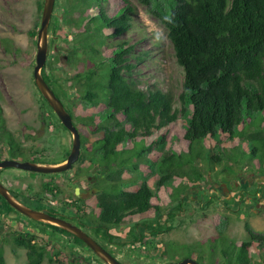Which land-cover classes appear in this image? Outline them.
<instances>
[{
	"label": "trees",
	"instance_id": "obj_1",
	"mask_svg": "<svg viewBox=\"0 0 264 264\" xmlns=\"http://www.w3.org/2000/svg\"><path fill=\"white\" fill-rule=\"evenodd\" d=\"M64 1L66 9L55 21L78 32L73 33L72 48L66 56L58 58L57 52L49 45L46 64L54 68V60L50 59L52 50L55 51V61L63 64L79 54L84 53L86 57L88 54L92 65L88 69L80 68L69 77L70 88L78 90L82 104H104L106 108L100 122L95 124L92 119L80 121L94 138L91 142L92 150L97 152L94 162L104 171L102 178L96 181L95 198L99 212L92 221V228L97 235L113 244L117 237L111 230L150 209L153 218L141 223L146 233L156 235L171 231L187 204L183 200L187 184L200 188L199 182L203 181L204 175L215 172L217 166L221 167L215 174H231L234 166L240 164L238 147L246 142L252 145L246 152H250L253 160H258L264 177V0H139L166 29L176 62L184 72L178 96L179 111L174 109L170 93L138 86L133 78L134 66L129 62L132 46L118 44L110 58H103L100 54L104 37L116 38L129 31L133 14L130 4L108 16L101 9L103 0ZM92 6L98 8L97 13L71 20V13L78 10L84 14ZM52 26L56 27L53 18L50 28ZM105 28L109 30L108 36L102 35ZM5 50L15 52L17 48L7 40ZM45 66L41 70L43 79L51 88L55 85L58 88L53 68L47 70ZM53 91L61 101L58 91ZM42 101L43 107L52 113L47 102ZM64 108L71 114L65 105ZM258 113L261 116L257 120L254 115ZM178 117L183 119L182 140L187 143L186 149H166L163 133L159 142L163 143L162 152L154 162L153 186L156 191L172 188L165 207L161 208L153 204L155 195L146 182L136 185L124 181L123 174L137 172L141 164H132L133 157L140 158L152 151L153 143L145 146L140 142L159 131L167 132ZM223 136L228 140L224 142ZM216 138L218 142L206 148L205 142L208 140L212 144ZM0 143L7 146L10 158L22 156L20 152L15 153L20 145L5 125L1 96ZM228 143L230 150L224 148ZM177 179L187 184L174 183ZM207 179H211L209 174ZM133 185L137 186L136 190L128 189ZM41 189L43 193H53L48 184L42 185ZM0 202L6 210L22 216L2 197ZM212 204L209 198L199 206L204 208ZM243 210L250 213L247 208ZM35 223L39 227L51 228L48 224ZM137 226L129 230V234H134V241H138L135 238ZM56 230L84 246L82 241L64 230ZM244 230L247 239L239 246L228 243L226 237L214 242L208 240L210 254L207 258L202 256V261L206 259L209 264H214V257L219 256V264H264V235L255 232L247 222ZM36 240V235L19 232L13 237L14 246L26 251V264H42L44 261L45 255ZM187 257H192L189 250L181 260ZM0 264H5L1 252Z\"/></svg>",
	"mask_w": 264,
	"mask_h": 264
},
{
	"label": "rangeland",
	"instance_id": "obj_2",
	"mask_svg": "<svg viewBox=\"0 0 264 264\" xmlns=\"http://www.w3.org/2000/svg\"><path fill=\"white\" fill-rule=\"evenodd\" d=\"M100 3L101 9L108 16L116 14L126 4H130L133 9L131 27L128 32L116 38H103L104 45L100 49L102 57L110 58L112 51L120 43L132 46L129 62L134 66L133 78L138 86L145 90L157 89L170 93L174 100V109L179 111L178 96L182 89L184 72L176 62L164 26L139 0H103ZM42 4L43 0H0V96L5 125L20 145L15 153L20 152L22 156L13 159L52 165L66 160L71 148L72 137L56 115L43 107V97L33 81L36 33L39 28ZM65 5L64 0H55L51 21L53 18V25L56 24V27L50 28V21L48 28V48L51 45L57 52L58 58L68 55L72 48L73 33L78 32V30L69 28L65 23L57 24L55 21L57 17H62V11L66 9ZM97 11L98 8L94 6L86 9L84 14L77 10L71 13V20H76L82 15L89 17ZM108 33L109 30L106 28L102 30V35L108 36ZM7 40L12 42L17 51L5 50ZM55 51L50 52V59L54 60V68L49 64L45 67L47 70L53 68L52 73L59 86L58 88L56 85L52 86L51 89L58 91L62 104L71 112L70 115H72L73 123L79 130V134L83 135L80 136L82 142L79 159L72 169L60 174L41 175L5 168L0 172V181L8 191L13 192L14 196L10 194L21 204L23 200L36 209L45 207L53 210L58 206L59 212H65L62 209H68L71 205L67 200L71 199L69 188L74 187L75 178L89 171H93L94 174L102 173L103 169L97 167L94 162L97 158V152L91 148L94 138L89 135L88 130L80 121L92 119L96 124L101 121L106 108L104 104L96 106L82 104L78 90L70 88L69 77L77 73L76 71L80 68L88 69L92 65L88 54L87 57L84 53L79 54L71 62L63 64L55 61ZM254 116L258 120L261 114ZM163 133L166 149L171 148L176 151L186 149L187 143L182 140L184 123L183 119L178 117L177 122L170 126L167 132L159 131L140 142L145 146L153 143L151 153L142 154L140 158L133 157L132 164H141L140 169L137 172L131 171L123 174L124 181H131L136 185L146 182L155 195L153 204L161 208L165 207L168 193L172 190L168 187L156 191L153 186V181H155L153 171L156 170L154 162L162 152L163 143L159 142ZM226 137H222L224 142L228 140ZM215 142H218V138L214 139L212 144L207 140L204 145L208 148ZM244 144L238 147L240 164L234 166V169L230 171L231 174L224 172L217 175L215 172H219L221 166L214 167L215 172L208 173L211 179H207L208 174L204 175L203 181L199 182L200 188L187 184L185 181L175 180L176 184L188 185L183 195V200L187 204L183 208V213L176 218L175 226L171 231L156 235L146 233L141 223L153 218L154 213L150 209L141 216L125 220L118 228L111 230V233L117 237L113 244H109L101 235H97L93 228H89L90 231L87 232L121 264H168L179 261L187 250L191 251L193 259L198 258L199 251L207 258L210 254L207 241L217 239L218 234L238 244L246 241L245 222L249 223L255 232L264 235V177L258 160H253L250 152H246L252 145L248 142ZM224 148L230 150V144L224 145ZM7 150V146L0 143V159H10ZM90 162L92 164H89ZM226 180L232 181L236 189L244 190L246 194L251 195L235 199L240 201L238 208L247 207L250 213L243 209L239 212L225 211L222 207L223 198L219 193L223 188L221 183H227ZM77 182L81 189L87 188L85 182ZM44 184H48L53 189V193H43L41 188ZM136 185L128 189L136 190ZM96 187V183L89 185L93 191ZM199 191L202 192L201 195ZM95 194L96 191L84 197L83 199L87 198L85 203L83 199L81 203L78 201L76 204L73 203L72 208L70 207L71 211L79 216L86 214L91 220L95 219L99 212ZM209 198L212 199L213 204L201 208L199 205ZM39 211L42 210L39 209ZM35 222L31 223L23 216L6 210L0 202V252L5 264H26V251L13 244V237L18 232L15 226L18 223L23 228L27 224L31 225L44 235V237L37 236L36 240V244L43 249L45 255L42 264H104L92 255L86 246L75 243L69 235L56 230L57 227L52 225H50L51 228L39 227ZM135 225H138L135 229V238L138 241H134V234H129V230ZM30 230L34 232V228L30 227ZM52 244L77 252L80 257L66 254L65 250L57 251L51 246ZM262 245L264 247V242ZM218 257H214V264H219L221 259ZM206 261V259L205 261L200 259L202 264H206Z\"/></svg>",
	"mask_w": 264,
	"mask_h": 264
},
{
	"label": "water",
	"instance_id": "obj_3",
	"mask_svg": "<svg viewBox=\"0 0 264 264\" xmlns=\"http://www.w3.org/2000/svg\"><path fill=\"white\" fill-rule=\"evenodd\" d=\"M54 4L55 0H43L39 28L36 33L35 65L33 67L32 76L34 84L43 99L47 102L48 106L56 115L62 126L71 134V148L69 154L66 157V160L60 164L46 165L33 161H19L7 158L0 160V170L5 168H14L25 172H34L43 175L59 174L69 171L72 166L78 161L80 156L81 137L79 131L75 127L70 113L66 111L62 102L57 98L54 91L45 82L41 75V70L46 64L49 51L48 28L53 14ZM80 192L81 189L76 187L75 194L78 195ZM0 197H2L12 209H14L16 212L26 217L27 219L52 225L76 237L77 239L82 241V243H84V245L87 246L104 264H121L117 259H115L102 246H100L95 240H93L76 225L62 218L52 216L47 212L35 210L19 203L1 182ZM15 227L18 228L20 232L33 233L30 230L19 227L18 225H16ZM168 264L199 263L193 259L185 258L179 262H170Z\"/></svg>",
	"mask_w": 264,
	"mask_h": 264
},
{
	"label": "flooded vegetation",
	"instance_id": "obj_4",
	"mask_svg": "<svg viewBox=\"0 0 264 264\" xmlns=\"http://www.w3.org/2000/svg\"><path fill=\"white\" fill-rule=\"evenodd\" d=\"M5 159H7V158H5ZM10 159H13V158H10ZM0 160H3V159H0ZM24 161V160H23ZM97 167H98V165H97ZM72 169V168H71ZM2 170H0V172H1ZM93 171H89V172H87L85 175H82V176H80V177H77V178H75L76 179V183H73V185H74V187L73 188H69V189H71L70 191V195H69V197H71V199L70 200H67L71 205L69 206V208L68 209H62L63 211H65V212H59L58 211V209H57V207L58 206H56V208H55V210H53V209H51V208H45V207H42V208H39L40 210H42V211H44V212H47L48 214H50V215H52V216H55V217H59V218H62V219H64V220H66V221H68V222H70V223H72V224H74V225H76L78 228H80L82 231H84L88 236H90L92 239H93V237L91 236V234L89 233V232H87V231H90L89 230V228L91 229L92 228V221L94 220L93 218H92V220L90 219V217L88 218L87 217V215L86 214H84L83 216H79V215H77L76 213H74V212H72L71 211V208H72V204L74 203V204H76L77 202L76 201H78V203H81V201H82V199L84 198V197H86L87 195H91V194H93L96 190H92V189H90L89 188V185H93V184H95V183H97L96 181H99L101 178H102V173L104 172L103 170H102V173L101 174H94V173H92ZM41 175H43V174H41ZM74 179V180H75ZM77 181H81V182H85L86 184H87V188H80V187H78V182ZM227 181V183H221V186L223 187V188H221V190H220V195H221V197L223 198V206L222 207H224V209H225V211H237V210H239V209H243V208H238V203H240V201H237V200H235L236 198H245V197H247V196H249L248 194H246V191H244V190H238V189H236V187L232 184V181H230V180H226ZM1 182V181H0ZM69 185H71V184H69ZM76 187H78L79 189H81V192L78 194V195H76L75 194V188ZM10 190V189H9ZM12 195H13V192L12 191H9ZM14 196V195H13ZM251 196V195H250ZM96 199V198H95ZM22 201V203L25 205V206H27V207H30V208H33V209H35V210H39V209H36V208H34L33 206H31L30 204H28L26 201H23V200H21ZM85 202H87V198L86 199H83V203H85ZM234 203H236V206H233L234 205ZM71 207V208H70ZM244 208H247V207H244ZM66 211L68 212V213H66ZM252 211V210H251ZM253 212V211H252ZM242 215V214H241ZM243 216V215H242ZM243 218H244V216H243ZM18 226L19 227H21L20 225H19V223H18ZM23 227V226H22ZM30 227L31 228H34V232L33 233H29V232H20L19 230H17L19 233H21V234H23V235H25V234H33V235H36V236H42V237H44V235H42L40 232H38L37 231V229L35 228V227H33V226H31V225H26L24 228L26 229V230H30ZM31 231V230H30ZM35 233V234H34ZM223 238V235L222 234H218L217 235V239H220V238ZM216 238H214V239H212V241L214 242L215 240H217ZM72 240H73V238H72ZM93 240H95V239H93ZM96 242H97V240H95ZM228 243H230L231 241H230V239H228ZM242 242H245V241H242ZM241 242V243H242ZM98 243V242H97ZM241 243H234L236 246H239ZM84 244V243H83ZM99 244V243H98ZM231 244V243H230ZM100 245V244H99ZM52 247H54L57 251H64L65 250V252H66V254H70V255H72V256H76V257H80V255L77 253V252H73V251H68V250H66V249H62L61 247H59L57 244H52L51 245ZM85 246V245H84ZM101 246V245H100ZM40 247V246H39ZM87 247V246H86ZM103 247V246H102ZM104 248V247H103ZM40 249L43 251V249L40 247ZM87 249H88V251L92 254V255H94V256H96L88 247H87ZM105 249V248H104ZM106 250V249H105ZM108 253H109V251L108 250H106ZM64 252V253H65ZM44 253V252H43ZM110 254V253H109ZM112 255V254H111ZM113 256V255H112ZM202 256H204L202 253L201 254H198V259H193L192 257H189L190 259H193V260H195V261H197V260H199V261H197L199 264H202V262H200V259H201V257ZM97 257V256H96ZM188 258V257H187ZM204 258H205V256H204ZM178 262V261H177ZM207 263H208V261H207ZM206 263V264H207Z\"/></svg>",
	"mask_w": 264,
	"mask_h": 264
},
{
	"label": "bare ground",
	"instance_id": "obj_5",
	"mask_svg": "<svg viewBox=\"0 0 264 264\" xmlns=\"http://www.w3.org/2000/svg\"><path fill=\"white\" fill-rule=\"evenodd\" d=\"M230 241H231V244H232V243H233V244L236 243L235 241H232V240H230ZM182 260H183V259H182ZM179 261H181V258H180ZM179 261H178V262H179Z\"/></svg>",
	"mask_w": 264,
	"mask_h": 264
},
{
	"label": "clouds",
	"instance_id": "obj_6",
	"mask_svg": "<svg viewBox=\"0 0 264 264\" xmlns=\"http://www.w3.org/2000/svg\"><path fill=\"white\" fill-rule=\"evenodd\" d=\"M81 151V150H80ZM60 174V173H59Z\"/></svg>",
	"mask_w": 264,
	"mask_h": 264
}]
</instances>
